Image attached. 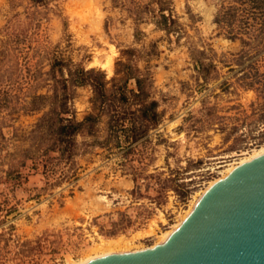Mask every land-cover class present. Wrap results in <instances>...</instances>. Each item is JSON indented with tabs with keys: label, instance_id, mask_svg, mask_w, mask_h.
<instances>
[{
	"label": "rangeland",
	"instance_id": "1",
	"mask_svg": "<svg viewBox=\"0 0 264 264\" xmlns=\"http://www.w3.org/2000/svg\"><path fill=\"white\" fill-rule=\"evenodd\" d=\"M90 113L72 157L46 152ZM263 145L264 0H0V264L153 247Z\"/></svg>",
	"mask_w": 264,
	"mask_h": 264
},
{
	"label": "water",
	"instance_id": "2",
	"mask_svg": "<svg viewBox=\"0 0 264 264\" xmlns=\"http://www.w3.org/2000/svg\"><path fill=\"white\" fill-rule=\"evenodd\" d=\"M84 264H264V153L207 188L164 242Z\"/></svg>",
	"mask_w": 264,
	"mask_h": 264
},
{
	"label": "trees",
	"instance_id": "3",
	"mask_svg": "<svg viewBox=\"0 0 264 264\" xmlns=\"http://www.w3.org/2000/svg\"><path fill=\"white\" fill-rule=\"evenodd\" d=\"M161 10V16H162V20H159V22L168 25L167 23L170 22V26H168V29L170 30L173 25L172 23L174 22V18L171 17V14L166 13L164 11L163 8L160 9ZM84 72V71H83ZM85 73V72H84ZM83 73V74H84ZM80 81H84V77L80 78ZM138 83V89H132L133 92H131L133 94L134 97H139L141 100L143 99V95L142 93L144 92L141 88V80H137ZM94 91H95V97L93 98V100H95L96 98H98V96L103 97L105 95L104 91V87H103V83L100 81H97L94 83ZM55 92V96L58 97L60 94H58V88L55 87L54 89ZM121 93V97L123 96V98H126V94L127 92L125 90L120 91ZM64 96V95H63ZM67 98V95L64 96V99ZM96 101V100H95ZM103 102L101 101L100 104H102ZM141 103H144V100L141 101ZM112 111V122L111 125L113 128H116L117 123L120 120V113L121 110L120 108H118L117 104H109ZM106 106V105H105ZM156 106H157V101H150L149 104H143V106L141 107V111L143 112L144 115L149 114L150 117L155 118L157 116V111H156ZM109 109V108H108ZM95 118V116L93 114H89L87 115V117L84 119V121L82 122H76L75 120H73L72 118H62L61 120H66V122H61L58 125L57 131L56 132H51L52 137H53V143L50 146V148H47L46 152L49 150H58V152L60 153V155L62 157H72L75 154V145H76V134H77V130L82 126V124H84L85 122L89 121V120H93Z\"/></svg>",
	"mask_w": 264,
	"mask_h": 264
},
{
	"label": "bare ground",
	"instance_id": "4",
	"mask_svg": "<svg viewBox=\"0 0 264 264\" xmlns=\"http://www.w3.org/2000/svg\"><path fill=\"white\" fill-rule=\"evenodd\" d=\"M264 153V145L262 147H260L259 149L253 151L252 153L246 155V156H243L241 157L238 161L234 162V163H231L224 171H223V176L222 177H225L227 174H229L236 166H238L239 164H242L244 162H247L261 154ZM221 177V178H222ZM220 179V178H219ZM219 179H216L214 181H211L210 182V185L207 187L209 188L214 182H216L217 180ZM207 190V189H206ZM205 190V191H206ZM204 191V192H205ZM199 193V192H198ZM199 199V198H198ZM195 204V203H194ZM195 205H190L188 209H186L183 214H181V220H179L177 223H175L173 225V228L161 233L160 235V240H159V243L161 242H164L168 237L169 235L182 223V221L189 215V213L192 211V209L194 208ZM141 234V232H140ZM145 234V233H144ZM137 235H135L134 237H136ZM131 238V237H130ZM130 238H127L125 236H120V237H117V238H112V239H107L106 238H101L103 240H101L100 243H98L97 246H95L94 251H93V255L92 254H89L86 258L82 259L81 261L79 262H76V263H73V264H84L96 257H99V256H103V255H106V254H110V253H114V252H127V251H135V250H141V249H135V250H131L132 248V243H133V238L130 239ZM157 243V244H159ZM135 246V245H134ZM91 250V249H90Z\"/></svg>",
	"mask_w": 264,
	"mask_h": 264
}]
</instances>
